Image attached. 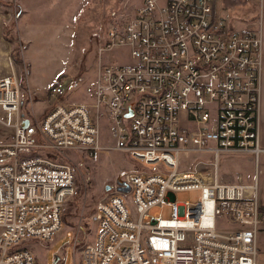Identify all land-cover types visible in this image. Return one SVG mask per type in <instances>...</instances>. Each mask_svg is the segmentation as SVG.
<instances>
[{"label":"built area","instance_id":"2783aa9c","mask_svg":"<svg viewBox=\"0 0 264 264\" xmlns=\"http://www.w3.org/2000/svg\"><path fill=\"white\" fill-rule=\"evenodd\" d=\"M214 2L141 0L130 18L113 19L99 60L125 48L130 62L99 64L95 120L89 107L61 103L66 90L57 82L49 91L53 108L35 126L22 127L20 84L4 54L0 125L12 137L0 143V264H36L30 251L16 246L27 239L50 242L62 227L63 206L76 192L73 166L58 158L65 151L96 162L120 152L157 166L125 174V189L111 187L96 204L97 233L81 251L83 264H257L256 237L264 229L258 184H226L218 174L223 155L253 156L256 163L264 156L262 35L229 29ZM4 19L0 13V26ZM102 116L112 145L101 138ZM195 154L211 160L196 158L192 169L183 168V156ZM177 193L197 199L179 205ZM165 206L169 219L152 214ZM218 218L238 229L221 230Z\"/></svg>","mask_w":264,"mask_h":264},{"label":"rangeland","instance_id":"374dc122","mask_svg":"<svg viewBox=\"0 0 264 264\" xmlns=\"http://www.w3.org/2000/svg\"><path fill=\"white\" fill-rule=\"evenodd\" d=\"M23 1L29 10L18 0H0V13L5 17L0 26V77L6 74L7 56L5 58L4 54L9 52L7 55L11 58L21 89L20 117L24 113L30 114L36 104L48 99L49 91L57 81L65 80V102H60L89 107L90 116L95 120L93 86L99 64L130 62L125 48L104 54L99 60V46L109 23L113 19L130 18L141 0H65V8L58 0ZM217 7L229 25L243 27L248 24L255 26L256 30L263 25V4H239L230 0ZM98 127L103 143L112 145L105 116L98 120ZM11 137L12 131L0 125V143L9 141ZM37 154L55 157L50 152ZM200 157L204 162L211 160L202 154L183 156L182 167L188 168L194 159ZM58 158L69 162L76 174V192L63 206L62 227L50 242L27 239L16 249L30 251L36 264H55L56 259V264H83L81 251L94 242L97 233V226L92 221L96 204L111 191V187L125 189V174L153 171L157 166L146 165L120 152H110L101 162L71 151L63 152V156ZM224 166L241 174L243 184L256 181L258 200L264 199V188L259 186L261 175L253 156L223 155L219 161L220 174L229 175ZM106 187H110L109 192L105 191ZM192 198L197 199V194L177 193L175 202L180 205ZM124 200L130 214L135 217L132 198ZM157 213L164 219L171 217L167 206L152 212ZM217 227L225 231L238 229L222 218H218ZM256 249L257 264H264V230L257 234Z\"/></svg>","mask_w":264,"mask_h":264},{"label":"crops","instance_id":"0c3cea01","mask_svg":"<svg viewBox=\"0 0 264 264\" xmlns=\"http://www.w3.org/2000/svg\"><path fill=\"white\" fill-rule=\"evenodd\" d=\"M18 1H20V3L25 8H27L29 10V8L27 7V5L25 4V1H23V0H18ZM58 1L61 2V4L63 3V6L62 5L61 6H62V8H65V0H58ZM68 1L80 2V1H84V0H68ZM228 1H230V0H215L214 7H215L216 12L219 15H220V13H219V10H218V7H217L218 4H220V3H227ZM232 1L235 2V0H232ZM262 4H263V8H264V0H263V3ZM140 5H141V1H140ZM253 5H257V4H253ZM75 7L78 8L79 6L76 4ZM136 9H135V11H136ZM135 11H134V13H135ZM72 15H74V12H73ZM225 20H226V18H225ZM226 25H227V27L229 29L235 30V31H239V32H247V31L256 30L254 28L255 26L254 27H251L248 24H244L243 27L242 26L239 27V26H234L232 23L229 25L226 22ZM259 29L261 30V35H262V48H263V70H262V74H261V92H260V110H259V143H260V147L264 149V21H263V25ZM95 79H96V77H95ZM57 82H61L63 85H65V80H60V81H57ZM94 86H95V82H94ZM94 86H93V92H94ZM62 101L65 102V93H64V96L62 98ZM55 103H56V101L49 96V98L46 99L45 101H42V102H39L38 104H36L34 106V109H31L30 110V114H26V113H24V115L22 114V116H23V117H21L22 118V122H28L29 125H33L32 123H35L36 124L37 121L41 117H43V115L46 112H48L49 110H51L53 108V106L55 105ZM203 156L209 157L208 155H203ZM207 162H209V161H207ZM256 165L258 166V173H259V175H261L260 178H259V186L261 188L262 187L264 188V156H261L260 157V160H259L258 163H256ZM223 169L225 171L227 170L229 175H225V174H222L221 175L220 174V170H219V174L218 175H219V179H220L221 182L226 183V184H235V183L238 182L239 179L242 180V177L243 176L241 174L237 173L236 170H232L231 167L228 168V166H224ZM258 203H259V208H260L261 214L264 215V199L263 200L262 199L261 200L259 199L258 200ZM262 230H264V229L261 228L260 231H262ZM56 261H58V259Z\"/></svg>","mask_w":264,"mask_h":264},{"label":"water","instance_id":"95a60500","mask_svg":"<svg viewBox=\"0 0 264 264\" xmlns=\"http://www.w3.org/2000/svg\"><path fill=\"white\" fill-rule=\"evenodd\" d=\"M126 117H129V116L126 115ZM28 125H29L28 122H22V127L26 128V127H28ZM105 191H106V192H109V191H110V187H106V188H105ZM56 260H57V259H56ZM56 262H57V261H55V264H56Z\"/></svg>","mask_w":264,"mask_h":264},{"label":"trees","instance_id":"16d2710c","mask_svg":"<svg viewBox=\"0 0 264 264\" xmlns=\"http://www.w3.org/2000/svg\"><path fill=\"white\" fill-rule=\"evenodd\" d=\"M34 155H36L35 153H31L30 155H28L29 157H32V156H34ZM62 218H63V216H62ZM63 220V219H62Z\"/></svg>","mask_w":264,"mask_h":264}]
</instances>
